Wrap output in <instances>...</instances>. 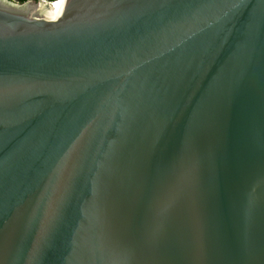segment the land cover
Returning <instances> with one entry per match:
<instances>
[{
  "label": "water",
  "instance_id": "obj_1",
  "mask_svg": "<svg viewBox=\"0 0 264 264\" xmlns=\"http://www.w3.org/2000/svg\"><path fill=\"white\" fill-rule=\"evenodd\" d=\"M50 4L0 0V264H264V0Z\"/></svg>",
  "mask_w": 264,
  "mask_h": 264
},
{
  "label": "bare ground",
  "instance_id": "obj_2",
  "mask_svg": "<svg viewBox=\"0 0 264 264\" xmlns=\"http://www.w3.org/2000/svg\"><path fill=\"white\" fill-rule=\"evenodd\" d=\"M50 2H51L50 7H60L63 3V0H55Z\"/></svg>",
  "mask_w": 264,
  "mask_h": 264
},
{
  "label": "trees",
  "instance_id": "obj_3",
  "mask_svg": "<svg viewBox=\"0 0 264 264\" xmlns=\"http://www.w3.org/2000/svg\"><path fill=\"white\" fill-rule=\"evenodd\" d=\"M16 1H18V2H22V1H24V0H16ZM47 1H55V0H47Z\"/></svg>",
  "mask_w": 264,
  "mask_h": 264
}]
</instances>
